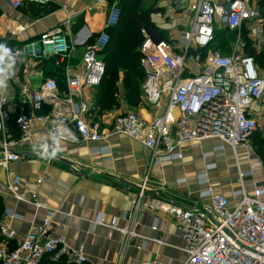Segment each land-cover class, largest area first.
Here are the masks:
<instances>
[{"label":"built area","instance_id":"2783aa9c","mask_svg":"<svg viewBox=\"0 0 264 264\" xmlns=\"http://www.w3.org/2000/svg\"><path fill=\"white\" fill-rule=\"evenodd\" d=\"M4 1L9 9L19 10L26 5L44 8L50 0ZM258 2L176 0L177 8L190 14L177 46L148 35L142 28L143 104L155 113L151 120H145L136 112H126L114 117L108 127L93 120L89 97L104 75L100 54L109 42L107 30L117 25L121 10L118 3L109 4L106 0H93L84 9V13L104 10V29L91 43L83 45L80 61L74 64L78 52L75 40L79 38L70 37V33L80 14H68L62 7L65 18L59 26L13 48L22 53L16 75L6 89L12 90L13 95H0V169L6 173L7 195L16 202L32 205L36 211L46 209L36 194L19 190V178H10L8 170L12 163L24 159L27 151L34 150V134L51 130L57 121H63L74 133L75 138L66 140L65 145L100 144L111 136H123L150 152V165L181 160L180 148L185 145L198 148L203 142L214 141L217 144L202 153L206 163L196 181L205 188L197 192L191 206L149 197L146 175L131 201L130 212L113 218L108 226L119 230L117 224L123 222L126 226L120 231L129 238L140 210L162 212L172 218L180 233L182 244L173 247L182 255L178 264H264V188L254 190L253 195L245 190V181L253 177V167L237 170L234 180L238 188L231 191V197L215 193L208 186L209 173L216 169V164L208 161L216 153L225 147L234 153L252 152L250 139L259 130L253 105L264 101V71L257 68L252 57L234 51H214L204 58L201 68L194 70L200 61L191 53L209 48L217 25L227 32L252 25L253 32L264 36V16ZM22 30L23 27L17 28V32ZM51 59L63 65V89L55 78H44L34 87L23 75L26 65ZM184 74L191 76L184 78ZM93 151L105 157L104 161L109 160L108 146ZM50 162L46 160V164ZM10 217L16 216L4 210L0 221V264H40L45 255L52 256V260L64 258L66 264H86L82 247L50 236L48 216L41 223L32 219L21 237L7 226L6 219ZM104 223L99 214L95 224ZM152 230H156V224ZM149 242L163 245L159 240H147L137 249H144ZM150 264H174V260L157 256Z\"/></svg>","mask_w":264,"mask_h":264},{"label":"crops","instance_id":"0c3cea01","mask_svg":"<svg viewBox=\"0 0 264 264\" xmlns=\"http://www.w3.org/2000/svg\"><path fill=\"white\" fill-rule=\"evenodd\" d=\"M92 2L50 0L40 12V8L35 9L31 5L12 10L4 0H0V35L2 38H5L4 35L11 36L19 43L35 40L41 33L61 24L65 18V12L61 9L65 7L68 14H80L75 23L79 19L83 23L76 33L72 29L70 33V37L79 38L75 40L78 47L74 59L76 64L80 61L83 45H87L104 29V10L84 13V9ZM175 2L142 0L141 7L155 11L149 16L153 27L160 31L176 33L177 30L181 33L189 24L190 14L179 10ZM113 3L118 1L114 0ZM18 27H23V30L17 32ZM249 27L243 29L253 42L255 39L264 41V36L253 32L252 25ZM253 46H257V43ZM24 70L23 75L34 87L46 78L40 64H27ZM3 93L13 95L12 90ZM253 109L260 127L264 123V101L254 103ZM134 110L145 120H151L155 113L143 104ZM116 113L117 110L106 113L100 121L108 127ZM216 144L214 141H206L198 148L185 145L180 148L181 160L162 165H150V152L140 143L123 136H111L100 144L65 145L64 150L49 164L40 159L35 150H29L24 159L9 166L8 175L10 178L18 177L21 184L19 190L27 195L36 194L46 209L36 211L32 205L16 202L8 196L5 191L6 173L0 169V197L4 210L16 216L6 219V224L21 237L32 219L41 223L48 216L50 236L62 238L74 247H82L87 258L86 264H150L157 256L163 260L173 259L174 264H178L182 255L173 247L180 246L182 241L177 225L167 214L140 210L133 221V234L129 238L120 231L126 226L123 222L117 224L119 230L111 229L108 225L113 218L130 212L131 201L146 175L150 182L149 197L187 208L191 206L197 198V192L205 188L196 181V176L203 172L206 163L202 153L210 151ZM102 145L109 147L108 161L93 151ZM251 153L244 150L234 153L228 147L216 153L208 161L216 164V169L209 173L208 186L215 193L231 197V191L238 188L234 180L237 170L248 171L253 167V177L245 181L247 194L253 195L254 190L264 188V168ZM41 177L43 181L40 182ZM178 180L184 182L178 183ZM99 214L104 218L102 226L95 224ZM154 224L155 231L152 230ZM147 240H159L163 245L149 242L144 249H137Z\"/></svg>","mask_w":264,"mask_h":264},{"label":"trees","instance_id":"16d2710c","mask_svg":"<svg viewBox=\"0 0 264 264\" xmlns=\"http://www.w3.org/2000/svg\"><path fill=\"white\" fill-rule=\"evenodd\" d=\"M114 0H108L112 4ZM121 10V16L116 26L107 30L109 34V42L100 54V58L104 63V75L99 86L94 90L93 104L91 106V115L94 121H100V118L106 114L114 111L119 106V101L125 102L128 107L138 108L143 104V90L142 84L145 79V73L140 65V47L144 41V36L141 32L142 28L148 31L154 29L150 23L149 16L154 13L153 9L145 10L141 7L142 0H117ZM33 8L38 9L35 5ZM259 9L264 16V0H259ZM45 8V7H44ZM44 10L40 8V12ZM79 18V17H78ZM83 23L79 19L72 32L76 33ZM227 32V31H225ZM235 33V32H227ZM218 34V36H216ZM214 33V38L210 44L214 49H223L227 47L230 40L235 39L226 37H219L222 34ZM95 35L89 43H91ZM243 50L242 53L246 56L252 57L259 70L264 69V52L259 53L253 46L254 42L249 38L246 30H242ZM226 40V41H225ZM0 42H7L12 48L20 46L24 43L17 42L13 37L7 36L0 38ZM204 50L202 52H205ZM191 53H194L193 51ZM223 53V52H221ZM226 54V53H223ZM55 59L41 63L44 71V76L55 78L57 85L63 89V65H57ZM259 65V67H258ZM190 74H184L183 77H189ZM144 105V104H143ZM257 130L250 139L252 150L260 157L264 163V137H260ZM4 214V206L0 197V221ZM0 238V243H1ZM11 244V242H10ZM40 264H66L64 258L52 260V256L45 255Z\"/></svg>","mask_w":264,"mask_h":264},{"label":"clouds","instance_id":"9594fccd","mask_svg":"<svg viewBox=\"0 0 264 264\" xmlns=\"http://www.w3.org/2000/svg\"><path fill=\"white\" fill-rule=\"evenodd\" d=\"M22 53L14 50L7 42H0V95L8 87V82L16 75L17 64ZM74 133L63 121L54 122L51 130L37 133L31 138L35 153L42 160L55 159L65 148V141L74 139Z\"/></svg>","mask_w":264,"mask_h":264},{"label":"rangeland","instance_id":"374dc122","mask_svg":"<svg viewBox=\"0 0 264 264\" xmlns=\"http://www.w3.org/2000/svg\"><path fill=\"white\" fill-rule=\"evenodd\" d=\"M169 23L171 24L172 22L170 21ZM153 28L154 29H152V30L149 31V34L148 35L154 36V37H156V38H158L160 40L166 41V42L170 43L171 45L174 42V44L177 46V41H178V38H179V35H180V31H177L176 30V33H174V32L171 33V32L160 31V29L155 28V27H153ZM242 30L244 31V29H241L240 31L235 32L234 34L233 33H227V32H225V30H223L222 27H219L217 25L216 26V29H215L216 34L217 33H219V34L221 33L222 34L219 37H223L225 39L226 37L233 38L235 36L234 37L235 39L230 40L227 43V47H225L223 49L224 51H221L220 49H214V47L212 46V48H210L209 50H207L205 52H201V53L194 52V53H192L193 56L199 57V61H200L199 62V67H195L194 70L201 68L202 67V64L204 62L203 61L204 58H206L209 54H211L214 51H218L220 53L223 52V53H226V54H228L230 52H233V51L235 53H242L243 46L242 47L240 46V44L243 45ZM6 36L7 35H4V37H6ZM216 36H218V34ZM0 37H1V35H0ZM254 43H257V46H254L255 47V50L257 52H259V53L264 52V41H261L260 39H258V40L255 39V42ZM262 59H263V62H264V58H262ZM191 65L192 64H189L188 63V66H191ZM258 67H259V65H258ZM262 71H264V69ZM93 94H94V92L92 94H90V97H89V99L91 100V106L93 104V101H92ZM114 110L115 111L117 110V113H116L115 117L118 114L120 115V114H123V113H126V112H134L135 111L134 108L128 107V105L125 102H123V101H119V106L117 107V109H114ZM263 121H264V119H263ZM258 134L260 135V137H264V123H261L260 124ZM249 153H251V152H249ZM252 153L255 156L256 160L258 161V164H260V166H262L264 168V163L260 159V157L256 154V152L254 150H252Z\"/></svg>","mask_w":264,"mask_h":264}]
</instances>
